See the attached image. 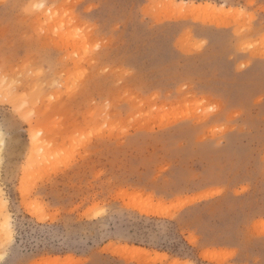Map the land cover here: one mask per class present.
Masks as SVG:
<instances>
[{
	"label": "rangeland",
	"instance_id": "obj_1",
	"mask_svg": "<svg viewBox=\"0 0 264 264\" xmlns=\"http://www.w3.org/2000/svg\"><path fill=\"white\" fill-rule=\"evenodd\" d=\"M182 1L0 0V264H264V0Z\"/></svg>",
	"mask_w": 264,
	"mask_h": 264
},
{
	"label": "bare ground",
	"instance_id": "obj_2",
	"mask_svg": "<svg viewBox=\"0 0 264 264\" xmlns=\"http://www.w3.org/2000/svg\"><path fill=\"white\" fill-rule=\"evenodd\" d=\"M171 2H174L175 0H170ZM178 4L181 6V5H186L188 6V10L189 11H197V9H201V8H204L206 10H210V9H222V6L223 5H217V4H214V3H211V2H204V3H195V2H185V1H179L178 0ZM208 20H204L203 22H207ZM209 22L211 23H217V25L221 26V25H224L223 23L219 22V21H215V20H210ZM185 117H188L187 115H182L181 118H185ZM180 118V117H179ZM179 118L175 119L174 122H176L177 120H179ZM180 118V119H181ZM168 122L171 121L170 119L167 120ZM171 123V122H170ZM170 123H165V124H160L161 127L163 126H166L167 124H170ZM173 123V122H172ZM147 125V124H145ZM150 128L151 125H150ZM100 133V132H99ZM1 191V190H0ZM217 192H214L210 189H206V190H203V191H199L195 194H191V195H186L184 196L183 198L182 197H178L176 198L177 202L176 205H175V208L176 210L182 208L183 206L187 205V204H190V203H193V202H197L198 200H201V199H205V198H209L211 196H214ZM5 205H6V199L0 197V207H4L5 208ZM3 209H0V235L1 236H4V232H6V236L7 238H10V223H9V217H8V214H3L4 212H2ZM164 213V212H162ZM0 236V237H1ZM131 247V246H130ZM128 247L127 246H124V249H127ZM131 250H138V251H145L144 247L141 248V247H138V246H132L131 247ZM156 256L157 258L159 259H164L167 257V253L165 252H156ZM206 256L210 259H212L213 257L209 256L208 253H206ZM57 260V256L56 257H46V258H43V261L44 262H50V261H55ZM80 262V260L78 259L76 263L74 264H78ZM172 264H181V263H185V264H189L191 263L189 260H184V261H181L180 259H173L171 261Z\"/></svg>",
	"mask_w": 264,
	"mask_h": 264
}]
</instances>
